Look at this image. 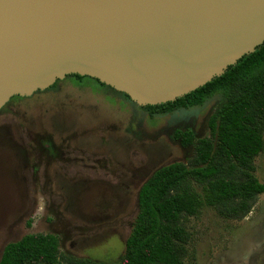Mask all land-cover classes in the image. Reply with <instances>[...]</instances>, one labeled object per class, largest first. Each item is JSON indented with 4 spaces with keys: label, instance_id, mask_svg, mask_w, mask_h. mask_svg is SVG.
I'll return each instance as SVG.
<instances>
[{
    "label": "rangeland",
    "instance_id": "rangeland-1",
    "mask_svg": "<svg viewBox=\"0 0 264 264\" xmlns=\"http://www.w3.org/2000/svg\"><path fill=\"white\" fill-rule=\"evenodd\" d=\"M83 85L59 84L0 110V259L8 243L44 233L59 237L63 256L120 261L139 189L158 168L195 158L176 131L210 137L208 121L222 100L218 94L152 117L120 96L94 92L90 80ZM48 142L56 147L49 168ZM254 167L264 183V151ZM182 223L191 235L183 264H264V193L240 221L208 207Z\"/></svg>",
    "mask_w": 264,
    "mask_h": 264
},
{
    "label": "water",
    "instance_id": "water-1",
    "mask_svg": "<svg viewBox=\"0 0 264 264\" xmlns=\"http://www.w3.org/2000/svg\"><path fill=\"white\" fill-rule=\"evenodd\" d=\"M264 43V0H0V110L69 75L173 102Z\"/></svg>",
    "mask_w": 264,
    "mask_h": 264
},
{
    "label": "trees",
    "instance_id": "trees-1",
    "mask_svg": "<svg viewBox=\"0 0 264 264\" xmlns=\"http://www.w3.org/2000/svg\"><path fill=\"white\" fill-rule=\"evenodd\" d=\"M85 80L93 83L94 92H110L135 104L128 95L97 79L73 74L30 97L15 96L7 105L16 100L30 102L59 84L85 88ZM218 94L222 100L208 121L210 137L198 138L189 129L176 131L184 147H195V158L189 164L176 162L158 168L139 189V211L125 255L113 264H183L191 237L183 219L199 217L209 207L223 218L240 221L264 193V183L254 175V160L264 151V43L222 76L184 97L140 108L152 117L171 114L202 106ZM59 247L55 234H27L4 247L0 264H108L63 256Z\"/></svg>",
    "mask_w": 264,
    "mask_h": 264
},
{
    "label": "flooded vegetation",
    "instance_id": "flooded-vegetation-1",
    "mask_svg": "<svg viewBox=\"0 0 264 264\" xmlns=\"http://www.w3.org/2000/svg\"><path fill=\"white\" fill-rule=\"evenodd\" d=\"M48 143H49V142H48ZM51 144H52V143H49V146H48L46 149H43V150L40 149V150L44 151V153L49 157L50 162H49V164L47 165L48 168L50 167V165H51V163H52V156H50L49 154H50L51 150H53V149L56 150L55 145H54V144L51 145ZM59 169H61V168H59ZM262 254H264V250H263ZM259 261H264V257H263V256L260 257ZM262 263H263V262H262Z\"/></svg>",
    "mask_w": 264,
    "mask_h": 264
}]
</instances>
